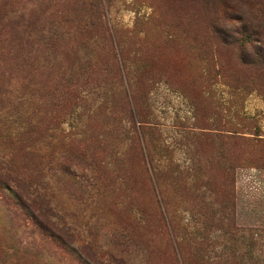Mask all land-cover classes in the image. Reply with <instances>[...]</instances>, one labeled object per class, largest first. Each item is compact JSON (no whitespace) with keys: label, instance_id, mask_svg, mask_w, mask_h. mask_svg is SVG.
Instances as JSON below:
<instances>
[{"label":"rangeland","instance_id":"obj_1","mask_svg":"<svg viewBox=\"0 0 264 264\" xmlns=\"http://www.w3.org/2000/svg\"><path fill=\"white\" fill-rule=\"evenodd\" d=\"M0 18V264L264 255V0H0Z\"/></svg>","mask_w":264,"mask_h":264},{"label":"trees","instance_id":"obj_2","mask_svg":"<svg viewBox=\"0 0 264 264\" xmlns=\"http://www.w3.org/2000/svg\"><path fill=\"white\" fill-rule=\"evenodd\" d=\"M30 66H32V64H30ZM33 70H37V67H33ZM17 142H21V141L18 139ZM9 166H10V162L7 161L4 157L0 156V168H2V169H8ZM242 256H244L243 253H238L236 255V257H239V258H241ZM249 261L250 262H253V264H260L261 261H264V255L257 254V253H249Z\"/></svg>","mask_w":264,"mask_h":264}]
</instances>
